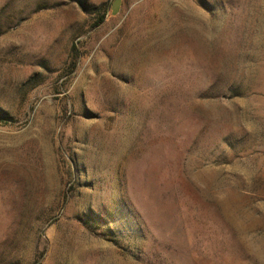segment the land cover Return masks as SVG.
I'll return each mask as SVG.
<instances>
[{
	"label": "rangeland",
	"instance_id": "1",
	"mask_svg": "<svg viewBox=\"0 0 264 264\" xmlns=\"http://www.w3.org/2000/svg\"><path fill=\"white\" fill-rule=\"evenodd\" d=\"M122 1L0 0V264H264V0Z\"/></svg>",
	"mask_w": 264,
	"mask_h": 264
},
{
	"label": "crops",
	"instance_id": "2",
	"mask_svg": "<svg viewBox=\"0 0 264 264\" xmlns=\"http://www.w3.org/2000/svg\"><path fill=\"white\" fill-rule=\"evenodd\" d=\"M121 2H120V6L118 7V9L117 10H112V14H115V15H117V14H119L121 11H122V8H123V1L122 0H120Z\"/></svg>",
	"mask_w": 264,
	"mask_h": 264
},
{
	"label": "trees",
	"instance_id": "3",
	"mask_svg": "<svg viewBox=\"0 0 264 264\" xmlns=\"http://www.w3.org/2000/svg\"><path fill=\"white\" fill-rule=\"evenodd\" d=\"M102 21H103V18L99 20V22L97 23V25H99Z\"/></svg>",
	"mask_w": 264,
	"mask_h": 264
}]
</instances>
